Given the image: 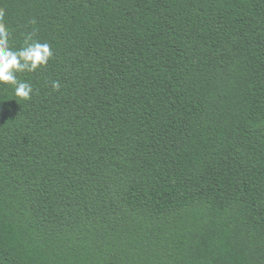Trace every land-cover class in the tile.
<instances>
[{"label": "trees", "instance_id": "1", "mask_svg": "<svg viewBox=\"0 0 264 264\" xmlns=\"http://www.w3.org/2000/svg\"><path fill=\"white\" fill-rule=\"evenodd\" d=\"M0 9V264H264V0Z\"/></svg>", "mask_w": 264, "mask_h": 264}, {"label": "clouds", "instance_id": "2", "mask_svg": "<svg viewBox=\"0 0 264 264\" xmlns=\"http://www.w3.org/2000/svg\"><path fill=\"white\" fill-rule=\"evenodd\" d=\"M5 12L0 9V85L11 86L16 101H28L34 91L31 84L17 78V73L33 72L45 67L52 58L51 45L47 42L33 41L31 35L27 36L24 45L13 50L9 45L10 33L4 23ZM54 90H59V81L52 84Z\"/></svg>", "mask_w": 264, "mask_h": 264}]
</instances>
